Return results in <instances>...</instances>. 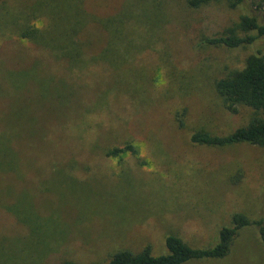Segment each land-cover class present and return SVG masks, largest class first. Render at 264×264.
Instances as JSON below:
<instances>
[{
  "label": "rangeland",
  "instance_id": "obj_1",
  "mask_svg": "<svg viewBox=\"0 0 264 264\" xmlns=\"http://www.w3.org/2000/svg\"><path fill=\"white\" fill-rule=\"evenodd\" d=\"M10 13L19 21H1ZM245 14L264 18L223 1L0 0V264H102L148 246L161 256L169 236L212 248L235 215L264 220V149L190 141L257 117L216 90L252 48L205 43L244 36ZM55 26L59 45L83 29L70 35L90 50L85 66L42 43ZM104 47L119 50L120 71L96 60ZM188 264H264L259 228L239 231L227 257Z\"/></svg>",
  "mask_w": 264,
  "mask_h": 264
},
{
  "label": "trees",
  "instance_id": "obj_2",
  "mask_svg": "<svg viewBox=\"0 0 264 264\" xmlns=\"http://www.w3.org/2000/svg\"><path fill=\"white\" fill-rule=\"evenodd\" d=\"M221 1L225 2L232 9L247 5L250 9L252 8L261 13V15H264V0H188V5L191 8L199 9ZM10 15H13L15 18V23L19 21V17H16L18 14L16 15V13H10L1 21H5ZM263 21L264 18L262 20L260 15L245 14L242 16L240 23V28L245 33L244 36H240L234 29H230L225 35L209 38L205 41L209 45L224 46L229 49L246 46L252 48L253 53L249 56L246 66L241 71L219 80L216 83V90L222 97L228 110L236 112L238 105H243L256 111L257 117L248 126L239 128L224 137L213 136L206 132H195L190 137V141L193 144L218 148L247 144L264 149V52L261 49L264 40ZM51 30L50 38H45L42 41V43L50 41L54 45L52 47L54 50L51 53L57 56L58 52L64 51L63 56L68 58L71 63L77 57L79 62L85 66L89 61L86 59L88 50L85 51V47L76 45L70 35L72 33L80 34L83 32V29L72 30L70 34L66 35L65 41H61L60 45L58 44L59 40L54 38L56 37L58 27L55 26ZM20 38L26 37L21 36ZM120 39L121 37L113 33L110 35L108 42L112 47L114 43L121 41ZM123 39L124 37L122 36ZM114 51L115 53H113ZM119 53L117 48L109 50V48L104 47L100 55L96 57V60L108 63L116 68L117 71H120L124 62L122 60L124 59H122L123 56ZM60 95L64 97L63 93H60ZM126 151L134 150L128 146L124 148L114 147L106 151V157L115 158ZM9 152L10 149L5 152L6 157H11ZM1 169L3 172H6V170L11 171L14 168L6 164ZM250 226L259 228L260 239L264 246V220L251 221L247 216L237 214L233 218V226L225 227L220 231L219 241L212 248H192L182 239L176 236H169L165 241L167 249V254L165 255L154 256L151 247L148 246L138 254L129 250L118 251L102 264H188L191 262L223 259L229 255L239 231ZM62 264L78 263L67 261Z\"/></svg>",
  "mask_w": 264,
  "mask_h": 264
}]
</instances>
